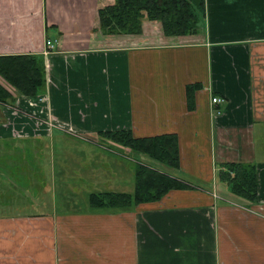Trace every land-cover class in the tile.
<instances>
[{
    "label": "crops",
    "instance_id": "obj_1",
    "mask_svg": "<svg viewBox=\"0 0 264 264\" xmlns=\"http://www.w3.org/2000/svg\"><path fill=\"white\" fill-rule=\"evenodd\" d=\"M114 2L0 0V55L43 54L47 73L42 92L14 101L31 114L0 102V125L42 127L39 116L48 128L28 134L104 143L109 131L175 133L179 168H159L207 191L94 208L93 192L135 190V164L83 144L87 152H49L65 192L56 198L55 186L28 212L15 192L31 188L30 174L14 163L36 167L41 155L0 152V264H264V0H206L200 31L184 35L146 18L142 33L104 34L99 10ZM46 38L56 44L49 54ZM226 162L256 164L257 201L217 180Z\"/></svg>",
    "mask_w": 264,
    "mask_h": 264
},
{
    "label": "trees",
    "instance_id": "obj_2",
    "mask_svg": "<svg viewBox=\"0 0 264 264\" xmlns=\"http://www.w3.org/2000/svg\"><path fill=\"white\" fill-rule=\"evenodd\" d=\"M99 15L100 29L104 34L142 33V20L146 17L161 21L166 35L195 34L205 21V0H115L113 4L101 8ZM45 67V56L42 54L0 55V102L14 106L18 92L26 95L42 92L47 83ZM101 135L131 149L129 155L137 159L135 190L93 192L89 194L92 207L128 208L158 201L175 189L197 187L166 169L141 161L145 154L166 168H179L180 146L175 133L135 137L130 131H109ZM216 177L226 185L231 196L249 202L258 200L256 164L222 163Z\"/></svg>",
    "mask_w": 264,
    "mask_h": 264
},
{
    "label": "rangeland",
    "instance_id": "obj_3",
    "mask_svg": "<svg viewBox=\"0 0 264 264\" xmlns=\"http://www.w3.org/2000/svg\"><path fill=\"white\" fill-rule=\"evenodd\" d=\"M205 18H206V0H205ZM145 18H143L144 20ZM146 19H148L146 17ZM143 20H142V24H143ZM151 20V19H148ZM34 21H36V18L34 19ZM99 22H100V15H99ZM163 27V26H162ZM48 35V34H47ZM47 40H51L54 47H49L46 45V41ZM45 42V49L43 51L44 54H49L52 52V50L55 49L56 44L55 41H53L51 38H46ZM43 55V54H42ZM46 61V59H45ZM17 95L21 98L22 96H25L26 94H22L20 92L17 93ZM28 99V98H27ZM12 100V99H11ZM10 100V101H11ZM25 100V99H23ZM30 101V99H29ZM35 103V100L30 101V104ZM16 107L19 108V112L20 113H24V114H31V111H28L30 109H27L26 107H19L17 106L16 102L15 105ZM25 108V109H24ZM33 118V120H38L41 123L42 127H32L30 125L27 124H23V126H18V125H13V124H7V125H0V138H4L6 135L9 136V140L3 141L2 139H0V146L1 144L3 146L0 147V152H22L21 154H23L25 156V158H27V156L29 157L30 152H32V156L34 154L35 157H37L38 152L40 153L41 157L38 159L35 158L36 160H39L38 165L32 166L28 160H23L22 162L20 161H16L18 163H14V164H19L22 166V168H27L26 172L24 174H30V178L31 180H29L28 182H31V188L29 187H24V188H19L18 191L15 192V194L20 195L21 198L25 200V198L27 200H25V203H28V205H19V208L21 207V209L24 210V208H27V206H29V201H33L35 203H39L41 202L42 197H51L55 194V186H56V198H60L62 196V193H64V189H63V185H62V179L64 180V173L62 172V170L60 169L59 165L54 167V163H50L49 159H51L50 155L51 153L49 152H87V150L83 147V144H88L86 145V148L89 149L88 152H102V150H100L99 145L101 146V148L105 151L103 152H107L106 150H108V152H117L118 155L124 160L130 162V164H135L137 163V159L131 157L129 155L130 152V148L129 147H125L123 145H120L118 143H115L113 141H106L105 143L103 141H96L94 139H97L94 136H90L91 139L93 140H85L82 141L78 138H74V137H67L64 135H60L61 137L54 139H49L46 137H51V135H47L45 133L42 134H38V135H31L28 133H35V132H42L44 130V128H48L41 117L37 116L36 118ZM30 122V120H25V123ZM45 136V138L43 137ZM55 138V137H54ZM115 143V144H112ZM96 143H99V145H95ZM104 143V144H103ZM92 146H95V148H93ZM123 147V148H122ZM125 148V149H124ZM43 152V153H41ZM45 156V157H44ZM30 158V157H29ZM124 160V162H125ZM142 162L149 164L150 166H154V167H159L160 163L154 159L151 158V156L149 157L148 155H142ZM126 163V162H125ZM124 165V164H123ZM163 166V165H162ZM74 169V167H71V170ZM163 169V168H162ZM10 176V175H9ZM54 178H56L57 180H55ZM12 181H15V179H12ZM73 183L76 182V180H72ZM35 184H40L39 186H41L40 188H35L34 186ZM193 184H195L197 187L195 188L197 191H207L206 189H204L200 184L198 183H194L191 182ZM17 184V183H16ZM20 187L22 185L17 184ZM46 185V186H45ZM45 186V187H44ZM42 188H44V190H47L46 188H49L48 191H45L46 193H44L42 191ZM42 196V197H41ZM7 196H2L0 198V201H4L6 200ZM23 206V207H22ZM1 207H5L4 205H0V210ZM20 209V210H21ZM32 210V207H28V212ZM5 211V210H3Z\"/></svg>",
    "mask_w": 264,
    "mask_h": 264
},
{
    "label": "built area",
    "instance_id": "obj_4",
    "mask_svg": "<svg viewBox=\"0 0 264 264\" xmlns=\"http://www.w3.org/2000/svg\"><path fill=\"white\" fill-rule=\"evenodd\" d=\"M46 45L47 46H49V47H54V45H53V43H52V41L51 40H47L46 41ZM224 98L223 97H218V96H212V98H211V102H212V104L214 105V104H219V103H221V102H224ZM13 108H16L17 110H19V108L18 107H16V106H13ZM20 111V110H19ZM215 113H217V114H219L220 112H215ZM32 117H35V116H33L32 115ZM36 118V117H35ZM42 120H43V122L45 121V119L44 118H42ZM38 121V120H37ZM39 122V121H38ZM40 123V122H39ZM41 124V123H40ZM53 126L54 127V123L53 122H51V121H48V126L50 127V126Z\"/></svg>",
    "mask_w": 264,
    "mask_h": 264
}]
</instances>
